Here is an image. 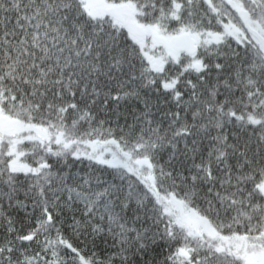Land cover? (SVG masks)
I'll return each instance as SVG.
<instances>
[{
  "label": "snow or ice",
  "instance_id": "1",
  "mask_svg": "<svg viewBox=\"0 0 264 264\" xmlns=\"http://www.w3.org/2000/svg\"><path fill=\"white\" fill-rule=\"evenodd\" d=\"M0 264H264V0H0Z\"/></svg>",
  "mask_w": 264,
  "mask_h": 264
}]
</instances>
